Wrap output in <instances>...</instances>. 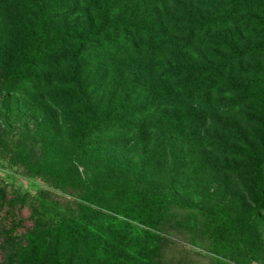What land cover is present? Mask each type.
<instances>
[{
	"label": "rangeland",
	"instance_id": "obj_1",
	"mask_svg": "<svg viewBox=\"0 0 264 264\" xmlns=\"http://www.w3.org/2000/svg\"><path fill=\"white\" fill-rule=\"evenodd\" d=\"M0 142V264H143L106 236L142 198L264 247V0H0ZM151 232L210 264L193 216Z\"/></svg>",
	"mask_w": 264,
	"mask_h": 264
},
{
	"label": "trees",
	"instance_id": "obj_2",
	"mask_svg": "<svg viewBox=\"0 0 264 264\" xmlns=\"http://www.w3.org/2000/svg\"><path fill=\"white\" fill-rule=\"evenodd\" d=\"M232 11L230 12V14ZM47 16L44 15L38 24V36L35 38V48L31 53L23 54V62L26 69H32L35 63L41 58V51L45 46L47 25L45 21ZM96 34L88 31L86 36L77 37V49L81 50L86 41L95 37ZM1 143V142H0ZM127 214L132 218L144 235L145 239L139 242L132 240L133 229L132 223L128 220L108 225L107 238L112 241L119 251L125 253V250L136 248V257L143 264H164L161 260L163 252L160 249L161 239L155 238L151 232L160 225L161 222L179 218L184 215H191L197 222L199 240L203 251L208 255L210 264H251L261 262L264 264V247L261 244L254 245L243 239L237 238L233 234L230 223L222 217L217 211L204 209H186L174 204L155 201L152 198H142L131 207L127 208ZM61 227H67L71 220L62 217L60 220ZM87 225V224H86ZM25 240L30 239V232H25ZM157 239L155 244L150 241ZM122 254V253H120ZM196 255V254H195ZM217 256L220 260L212 258ZM29 264H40L37 259H29ZM180 264H197L195 262Z\"/></svg>",
	"mask_w": 264,
	"mask_h": 264
}]
</instances>
